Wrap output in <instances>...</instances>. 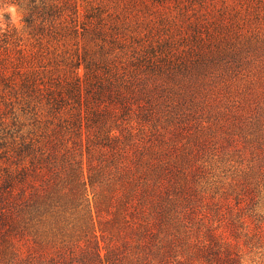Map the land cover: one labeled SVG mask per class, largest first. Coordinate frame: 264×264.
<instances>
[{
	"label": "rangeland",
	"instance_id": "374dc122",
	"mask_svg": "<svg viewBox=\"0 0 264 264\" xmlns=\"http://www.w3.org/2000/svg\"><path fill=\"white\" fill-rule=\"evenodd\" d=\"M17 1L0 0V41L24 73L0 89V264H12L9 199L20 192L28 201L18 220L22 264H41L59 246L55 208L36 196L55 188L48 170L64 169L62 154L84 159L103 181L121 162L132 173L149 170L148 179L156 169L146 163L165 159L171 173L184 165V234L224 235L234 264H264V0H36L31 24ZM85 49L100 69L120 74L105 77L132 85L128 101L87 96L85 67L77 70ZM200 58L206 65L184 70ZM79 81L80 96L64 93L53 113ZM97 190L89 189L91 201ZM68 206L78 230L83 214ZM66 240L71 247L76 236Z\"/></svg>",
	"mask_w": 264,
	"mask_h": 264
},
{
	"label": "trees",
	"instance_id": "16d2710c",
	"mask_svg": "<svg viewBox=\"0 0 264 264\" xmlns=\"http://www.w3.org/2000/svg\"><path fill=\"white\" fill-rule=\"evenodd\" d=\"M24 2L27 1L19 0L16 3L20 6L25 4L28 7L30 16L26 20L31 24L34 20L33 15L38 10V4L36 0H31L29 3ZM2 42L3 44H1ZM101 53L103 54V51ZM13 54L9 43L6 40H1L0 89L2 91L11 87L12 84L10 85L9 82L15 75L24 74L20 69L22 63L20 62V65L17 66L18 63L15 64L13 61V59L15 60ZM82 60H77L79 62L77 70L80 72L81 66L85 67L87 96L93 94L96 100L100 101L106 95L110 98L113 93H116L119 104L128 101L132 85L126 83L125 79L122 81V77L119 79L120 81L115 80L116 82L112 78L105 77V74H110L111 77L117 79L120 77L119 73L112 72L106 66L100 69L101 61L87 49H85ZM150 60L147 58L141 62L145 65ZM202 63L205 64L203 58L190 64L185 63L184 70L192 69V66ZM169 66H167L168 70ZM11 68L14 70L11 71ZM171 69V73L176 72L174 68ZM145 71H148L147 67ZM123 77L130 76L125 73ZM69 86L55 101L53 113H57L61 109L66 99L64 93L67 97L80 96L82 92L80 81ZM22 88H26L24 82ZM35 88L37 89L34 83L33 89ZM95 113L102 112L96 110ZM71 116L81 120V111L76 110ZM97 117L99 118V116ZM75 122L72 124L75 125ZM154 153L157 155L158 152L154 150ZM67 158L68 156L62 154V162L65 165L63 170L58 169V172L48 170V178L55 177V188L51 186L36 196L50 208H55V239L59 240V246L55 249V253L44 256L40 260L41 264L235 263L238 255L235 251L236 247L224 235L208 232V235L204 237L192 239L190 233L184 234V231L181 230L184 220L178 214L177 205L184 190L191 189L187 175L188 170L184 165L177 166V169L180 170L171 173V171H167L172 169L168 168L165 159L150 164L146 163L150 168L156 169V175H151L148 179L151 174L148 169L147 173H143L144 175L132 173V167L121 162L118 175L104 176L106 181H103V178L100 177V170L94 173L91 165L88 169L85 168L84 159L72 163L70 157ZM151 158L156 159L154 155ZM115 164L117 165V163L113 165ZM181 168L185 171L181 172ZM47 181L50 182V179ZM90 188L96 192L99 189L101 197H95L94 201H91ZM3 192V196H9L11 193L7 189ZM12 198L9 199L12 202L10 204L13 210L9 229L11 262L12 264H22L18 220L28 205V201H26L23 192L12 195ZM70 203L78 207L83 214L82 221L77 226L78 230L73 227L79 234L75 235L76 240L73 243L69 241L71 247L66 240L68 237L75 238L74 229L70 227L69 218L66 216L69 213L68 205ZM95 214L98 220H95ZM102 242H104V246H102ZM103 249L106 250L104 258L102 257Z\"/></svg>",
	"mask_w": 264,
	"mask_h": 264
}]
</instances>
